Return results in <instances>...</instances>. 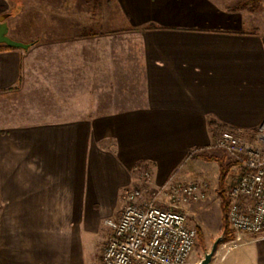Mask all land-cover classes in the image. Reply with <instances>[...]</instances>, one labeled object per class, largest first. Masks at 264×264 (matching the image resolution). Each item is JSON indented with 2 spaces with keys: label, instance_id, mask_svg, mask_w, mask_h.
I'll return each instance as SVG.
<instances>
[{
  "label": "crops",
  "instance_id": "1",
  "mask_svg": "<svg viewBox=\"0 0 264 264\" xmlns=\"http://www.w3.org/2000/svg\"><path fill=\"white\" fill-rule=\"evenodd\" d=\"M53 1L70 20L72 2ZM73 1L71 29L0 0L7 35L36 41L0 49V93L29 83L64 117L0 126V264H97L103 222L143 171L153 185L206 173L189 153L218 156L210 122L251 133L264 121V0H107L124 27L158 28L140 30L142 63L88 60L87 0ZM224 249L216 264H264V235Z\"/></svg>",
  "mask_w": 264,
  "mask_h": 264
},
{
  "label": "built area",
  "instance_id": "2",
  "mask_svg": "<svg viewBox=\"0 0 264 264\" xmlns=\"http://www.w3.org/2000/svg\"><path fill=\"white\" fill-rule=\"evenodd\" d=\"M211 148L236 164L238 176L228 193L229 243L244 245L264 235V121L251 133H220ZM141 178L146 185L150 174L143 171ZM206 188L203 181L186 184L171 178L157 195L164 193L171 203L185 204L204 199ZM141 197L142 191L130 190L119 217L104 220L110 233L102 264H186L197 237L186 215L176 205L160 207L141 202Z\"/></svg>",
  "mask_w": 264,
  "mask_h": 264
},
{
  "label": "rangeland",
  "instance_id": "3",
  "mask_svg": "<svg viewBox=\"0 0 264 264\" xmlns=\"http://www.w3.org/2000/svg\"><path fill=\"white\" fill-rule=\"evenodd\" d=\"M17 1H23V3L16 4ZM70 1L72 2V5H70V20L67 16L65 18H63V15L54 16L53 9L55 6L57 7V5H55L53 0H10L12 3L15 2L10 13L14 16L22 11L25 18L28 20H31L32 18L36 21L39 20L38 23L40 26L43 25V27L47 26L48 19H57L59 26H68L73 29L78 27L77 17H74V15L78 13V6L77 4L73 6L74 1ZM94 35L99 39L93 40L95 37ZM86 37L88 43V60H94V58L97 57L98 59H101L103 63H107V61H110L111 59H116L118 63H142L140 30L124 27L121 21L116 20L107 0H87ZM35 43L36 41L30 42L32 47H36ZM94 48H97V52L95 53ZM41 54L40 59L42 60L38 63H47L46 44H43ZM134 71V73H136V79L140 80L137 64ZM119 87L123 88L124 85L120 84ZM53 106V103H49L45 91L35 90L31 84H22L20 81L18 87L13 91H10L9 93H0V126L26 125L64 118L62 115L53 114L55 112ZM208 151L216 152L215 154L219 157L223 156L225 158V163L231 164L223 186L224 194L226 198L229 199V189L238 176V171L235 166L236 164L220 150L210 149ZM197 153H205L208 155L201 150ZM204 162L206 164L201 165L204 166L206 173H199L195 177L184 180L172 179L173 181L186 184L198 183L201 181L205 182L207 184L205 198L200 201L185 204H173L164 193L157 195L158 188L166 181L159 185H153L151 180L150 183L146 185L143 184L144 187L139 186L136 188L137 190L142 191L141 202H154V204L160 207L176 205L175 207L186 215L188 225L194 228L195 231L196 229L200 231L201 239H199L197 235L194 249L186 264H199L203 259L204 254L211 250L213 243L219 237H222V240L217 246L210 264H216L218 262L221 255L224 253V246H231L229 241L224 239L222 231L221 200L217 193L219 168L217 170V164L215 163L209 164L211 162ZM211 167H214V171ZM227 227L228 232H230L228 222ZM227 243L228 245H226ZM102 246L104 247V245ZM103 247L100 250L97 264H102L101 253Z\"/></svg>",
  "mask_w": 264,
  "mask_h": 264
},
{
  "label": "trees",
  "instance_id": "4",
  "mask_svg": "<svg viewBox=\"0 0 264 264\" xmlns=\"http://www.w3.org/2000/svg\"><path fill=\"white\" fill-rule=\"evenodd\" d=\"M260 0H251V4L252 6H255L257 3H259ZM158 29L156 26L154 25H146L145 27H143L142 31L144 30H156ZM29 46H31V44H29ZM0 49H5V50H10L12 48H8L5 46L0 47ZM210 127L212 128V132L214 134H216L217 136L220 135V133L222 132H238L235 129L232 128H227L225 126H220V125H216V123L214 122H210ZM216 136V138H217ZM215 138V139H216ZM190 157H194V158H199L202 159L204 161L207 162H215L218 165L219 168V180H218V188H217V193L220 197L221 200V212H222V231H223V235H224V239L227 241H230V237H229V232H228V227H227V207H228V202L229 199L226 198L225 194H224V180L225 177L227 176L229 169L231 167L230 163H225V158L223 156H211V155H206L205 153H196V151H191L189 153ZM197 231V235L198 238L201 239V233L198 229H196ZM228 234V236H227ZM227 236V237H226Z\"/></svg>",
  "mask_w": 264,
  "mask_h": 264
},
{
  "label": "water",
  "instance_id": "5",
  "mask_svg": "<svg viewBox=\"0 0 264 264\" xmlns=\"http://www.w3.org/2000/svg\"><path fill=\"white\" fill-rule=\"evenodd\" d=\"M8 17H9V14L7 13H4L0 16V45H3L8 48H12V49L27 50L29 47L28 44L15 41L7 35L8 28L6 24V19ZM221 240H222V237H219L216 239V241L213 243L211 247V250L208 253L204 254V257L199 262V264H210L211 263L212 258L216 252L217 246L219 245Z\"/></svg>",
  "mask_w": 264,
  "mask_h": 264
}]
</instances>
